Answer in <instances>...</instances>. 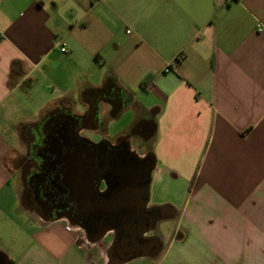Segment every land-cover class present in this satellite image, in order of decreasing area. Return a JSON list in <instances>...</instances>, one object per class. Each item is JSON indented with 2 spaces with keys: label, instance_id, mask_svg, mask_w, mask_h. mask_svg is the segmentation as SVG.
Segmentation results:
<instances>
[{
  "label": "crops",
  "instance_id": "1",
  "mask_svg": "<svg viewBox=\"0 0 264 264\" xmlns=\"http://www.w3.org/2000/svg\"><path fill=\"white\" fill-rule=\"evenodd\" d=\"M264 0H0V257L6 264H264ZM65 47L67 52H62ZM97 108L90 140L150 156L141 235L114 259L26 209L24 131ZM74 226L67 231L66 225Z\"/></svg>",
  "mask_w": 264,
  "mask_h": 264
},
{
  "label": "flooded vegetation",
  "instance_id": "2",
  "mask_svg": "<svg viewBox=\"0 0 264 264\" xmlns=\"http://www.w3.org/2000/svg\"><path fill=\"white\" fill-rule=\"evenodd\" d=\"M96 111L97 108H91L81 116L64 106L56 107L25 129L26 149L18 174L21 197L32 214L79 225L89 237L105 228L114 229L117 239L113 257L121 260L151 243L141 237L135 243L130 232L148 229L155 214L146 210L143 223L131 222L129 227L121 221V212L110 213L109 203L115 191L125 186L128 178L138 179L142 165L152 160L146 156L137 161L130 141L124 137L92 144V136L84 128L93 126L89 120ZM96 178L100 188L92 193ZM2 261L0 257V264Z\"/></svg>",
  "mask_w": 264,
  "mask_h": 264
},
{
  "label": "water",
  "instance_id": "3",
  "mask_svg": "<svg viewBox=\"0 0 264 264\" xmlns=\"http://www.w3.org/2000/svg\"><path fill=\"white\" fill-rule=\"evenodd\" d=\"M90 142L94 145H97L101 141L95 143L90 140ZM134 156L136 160L139 162L143 159V158H139L136 154ZM142 166H143V170L138 172L140 173L138 179L128 178L127 179L128 182L126 183V185L125 186L123 185L121 189H117L115 191L111 199V202L109 203L110 213H115L116 211L121 212L123 216L120 219L128 226L130 225L131 222L133 223L138 221L142 222V217L144 215V212L147 210V203H148L147 184L149 182L150 173L154 168V162L150 161L149 163H146V165L143 164ZM128 169L131 170V168ZM128 169L127 171H129ZM99 188H100V182L99 179L96 178L92 184L91 192L96 193L99 190ZM110 229L111 228H105L97 235L90 237L91 240L98 241L99 239H101L104 233ZM146 230L147 229L143 227L135 231L134 233L130 232L131 233L130 239L134 240V242L137 243L136 238L141 237V235L145 233ZM2 263L6 264V261L3 260Z\"/></svg>",
  "mask_w": 264,
  "mask_h": 264
},
{
  "label": "built area",
  "instance_id": "4",
  "mask_svg": "<svg viewBox=\"0 0 264 264\" xmlns=\"http://www.w3.org/2000/svg\"><path fill=\"white\" fill-rule=\"evenodd\" d=\"M256 30H257L258 32H263V31H264V27H263L262 25H260V24H257V25H256ZM61 51L64 52V53L67 52V50H66L65 47H63V48L61 49ZM73 228H74V226H72V225H70V224L66 225V230H67V231H71V230H73Z\"/></svg>",
  "mask_w": 264,
  "mask_h": 264
},
{
  "label": "trees",
  "instance_id": "5",
  "mask_svg": "<svg viewBox=\"0 0 264 264\" xmlns=\"http://www.w3.org/2000/svg\"><path fill=\"white\" fill-rule=\"evenodd\" d=\"M149 183V182H148ZM148 185V184H147Z\"/></svg>",
  "mask_w": 264,
  "mask_h": 264
}]
</instances>
